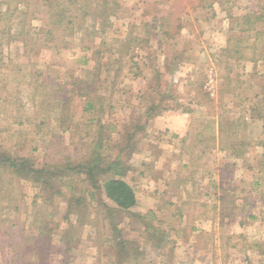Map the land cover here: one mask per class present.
Returning <instances> with one entry per match:
<instances>
[{
	"label": "rangeland",
	"instance_id": "1",
	"mask_svg": "<svg viewBox=\"0 0 264 264\" xmlns=\"http://www.w3.org/2000/svg\"><path fill=\"white\" fill-rule=\"evenodd\" d=\"M263 8L264 0H0V154L34 159L38 167L60 165L85 155L99 120L115 126L112 141L124 145L126 131L146 123L131 140L137 149L123 176L136 192V207L93 203L81 219L66 200L44 208L59 224L51 237L76 241L67 264H114L109 240L116 229L144 253L124 264H258L253 252H264V18L245 17L254 19ZM109 14L111 25L101 34ZM163 17L173 38L162 39ZM236 37L235 49L228 41ZM134 38L126 54L123 44ZM184 60L196 68L186 83L175 82L174 73L187 69ZM86 83L95 98L91 112L80 96ZM154 107L158 114L188 112L187 129L181 133L171 117L170 130L158 124L148 132L155 116L140 113ZM64 119L72 131L62 132ZM186 132L198 147H184L192 157L179 160V136ZM182 167L192 169L183 175L196 184L188 183L184 190L194 192L181 196L172 177ZM68 182L89 202L84 175ZM35 186L0 167V264H45L44 258L63 264L64 243L41 258L28 246L39 236ZM183 198L188 202L180 206ZM149 210L165 223L159 243L174 241V249L148 244L136 214ZM178 227L190 229L178 235Z\"/></svg>",
	"mask_w": 264,
	"mask_h": 264
},
{
	"label": "trees",
	"instance_id": "2",
	"mask_svg": "<svg viewBox=\"0 0 264 264\" xmlns=\"http://www.w3.org/2000/svg\"><path fill=\"white\" fill-rule=\"evenodd\" d=\"M103 5V11H108L110 7L109 2L107 3L106 1ZM114 5H116L115 2ZM255 16L256 18L254 19H251L254 16H247L245 20L252 21L264 18V8L260 14H256ZM6 17H8V13ZM93 19L94 21L97 20L96 17ZM161 20L163 27L162 39L173 38L172 33L169 31L168 19L163 17ZM111 22V15L109 14L101 21L102 28L99 33H104L108 25H111ZM136 40L135 38L129 39L123 44L126 54L129 52L132 45L137 44ZM228 42L231 47L236 49L240 42V38H230ZM97 76H99V74ZM89 86L91 85H87L86 83V91L83 95H80L87 100V112H91L94 107L93 100H95V98L93 99L90 96L91 87ZM100 99H102V97ZM67 104V101H61L62 111H66ZM151 110V114H149L148 117H154L158 114L156 113L155 107ZM101 111H103V108H101ZM70 128L71 127H66V119H64L60 125V129L63 132ZM145 129L146 123L143 125L139 123L133 124L124 134V137L129 139L124 145L112 141L110 135L111 132L116 130L115 126L102 123L99 120L93 138L88 143L89 145L86 148L85 155L77 160L67 159L60 163V165L46 164L43 167H38L35 160L29 158H12L5 153L0 154V167L10 171V173L16 175V177L31 180L33 184L39 188V193L36 195L33 202L34 208L37 209L33 212V227L38 232L39 236H33L28 245L34 248L33 252L36 253V256L41 258L42 254L46 251L49 252L51 248L62 249L61 246H56L54 244L53 237H51L53 230H56L57 226H59V224L54 221L56 214L54 212L47 213L44 211V208L52 206L58 199L66 200L69 211H75L79 216L78 218H80L79 213L88 210L90 204L92 205L93 203L100 206L102 202L105 204L111 202L116 205L118 209L123 211H128L136 207L138 203L136 192L130 184L123 180V176L125 177V175L132 170L130 159L137 149L136 144L131 142V140L137 137L138 134L144 132ZM236 155L240 156V154ZM75 175H84L87 178L91 188V191H89L91 195L89 202L83 195L79 196L74 187L69 184L68 180L71 176ZM102 178H106V180L101 182ZM96 196L100 198H96ZM136 216L143 223V231L146 233V238H148V244L152 245V247L157 250L170 246H173L174 249V241H171L168 246L166 245L164 247L159 243V239L165 234V231L161 229L165 223L160 220L159 215L155 211L149 210L143 214H136ZM178 228L179 229H174L178 230V235L190 229V227L185 228V230H182L181 227ZM114 233L115 236H111L109 240L112 244L110 247L112 248L111 251L116 256L114 264H124L126 259L134 258L137 260L143 258L144 253L137 249L139 246L136 240H129L122 234V231L118 229H116ZM63 243L65 244V249L61 256L64 260H70L69 254L71 246L75 244L76 241L73 240V237H66ZM43 261L45 264H48L47 259L45 260L44 258ZM67 262L62 263L67 264Z\"/></svg>",
	"mask_w": 264,
	"mask_h": 264
},
{
	"label": "crops",
	"instance_id": "3",
	"mask_svg": "<svg viewBox=\"0 0 264 264\" xmlns=\"http://www.w3.org/2000/svg\"><path fill=\"white\" fill-rule=\"evenodd\" d=\"M183 33H184V31L182 30L181 34H183ZM181 50H183V49H180L179 52H181ZM180 58H181V55H180ZM180 60H182V59H180ZM182 64H185L187 66L185 68H187V69H184L183 67L179 68V70L176 73H174L175 74L174 75V80H177L175 82L185 81L184 83H186V81H187L186 78L188 77L189 71H193V68H196V67H195V64H193V62L186 61V60H184L182 62ZM140 114H143L142 116L145 115V116L148 117V115L151 114V112L150 111H143ZM187 116L190 117V114L188 112H185V111H182V110H177L175 112L170 111L169 113L168 112L167 113L163 112L161 114H157V115H155L154 118H152L151 120L148 121L147 130L149 132L151 126H152V128H155V125L158 126V124H159V129L160 130H167V129L170 130L171 126H170L169 122L171 120V117H173L177 121V125H176L177 129H178V126H179V129H180V131L182 133V131H185L187 129V124H188V121H189V118ZM70 131H72L71 128L66 130V132H70ZM186 134H187V132L184 133L183 137H182V134H180V136H179L180 144H179L178 150L176 151V154H178L177 156L179 157V160L182 159L184 156H187L188 158L192 157V153L190 151H187V150L185 151L183 149L184 147H187V148H190V149H194V148L198 147V146H196L195 143H194V145L189 143L188 139L185 138ZM131 162H133V161L131 160ZM141 164H143V166H144L143 162ZM133 166L135 167L134 164H133ZM178 172H179V175H176V177H172V179L174 180V183L176 184L175 186H176L177 189L181 186V190L179 191V195L182 196L183 194H186V193H193L194 190H195L194 188L191 187L192 189H190V190L186 189L187 191H185L184 187L186 185H188V183H191L192 185H195L196 183L189 181L190 177L186 178L183 175L184 172L187 173V174H190V172H192V169L191 168L190 169L187 168V170H186V167H182V170L178 169ZM35 191H36V193L33 196V202H34V198L39 193V188L37 186H35ZM186 201L187 200L185 198H183L182 200L179 201V205L180 206L183 205L184 203H186ZM33 207H34V203H33ZM34 211H36V209L33 208V212ZM193 227H195V225H193ZM260 237L261 236H260V233H259L257 235L256 239H258ZM64 239L65 238L59 239L58 242L53 239L54 240V244L56 245V243H59V242L63 243ZM253 239L256 240L255 238H253ZM56 246H60V245L58 244ZM253 254H254V258H257L259 260L258 264H264V252L255 251V252H253ZM199 255L200 254H196V256H199ZM59 258H61V260H63V262H64V259H63L62 256H60ZM251 258L252 257H245L246 260H251ZM65 262H66V260H65Z\"/></svg>",
	"mask_w": 264,
	"mask_h": 264
}]
</instances>
